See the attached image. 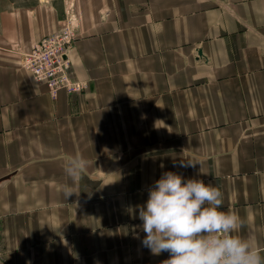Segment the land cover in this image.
<instances>
[{
  "label": "crops",
  "instance_id": "obj_1",
  "mask_svg": "<svg viewBox=\"0 0 264 264\" xmlns=\"http://www.w3.org/2000/svg\"><path fill=\"white\" fill-rule=\"evenodd\" d=\"M71 18L87 88L54 98L23 56ZM165 171L218 183L262 248L264 0H0V264H161L129 209Z\"/></svg>",
  "mask_w": 264,
  "mask_h": 264
},
{
  "label": "clouds",
  "instance_id": "obj_2",
  "mask_svg": "<svg viewBox=\"0 0 264 264\" xmlns=\"http://www.w3.org/2000/svg\"><path fill=\"white\" fill-rule=\"evenodd\" d=\"M87 166L82 155L66 164V174L73 181L79 179V188ZM73 186L64 185L66 197L75 193ZM222 204L218 183L165 171L149 187L146 202L129 210H138L142 221L138 227L146 234L142 245L154 255L168 252L161 264H264V248L257 245L254 235L238 234L243 219L235 210H223Z\"/></svg>",
  "mask_w": 264,
  "mask_h": 264
},
{
  "label": "built area",
  "instance_id": "obj_3",
  "mask_svg": "<svg viewBox=\"0 0 264 264\" xmlns=\"http://www.w3.org/2000/svg\"><path fill=\"white\" fill-rule=\"evenodd\" d=\"M77 28L73 18L69 19L60 32L45 37L23 56V67L37 83L46 85L54 98L60 91L75 94L87 88L86 84L73 80L70 75L68 50L78 39Z\"/></svg>",
  "mask_w": 264,
  "mask_h": 264
},
{
  "label": "water",
  "instance_id": "obj_4",
  "mask_svg": "<svg viewBox=\"0 0 264 264\" xmlns=\"http://www.w3.org/2000/svg\"><path fill=\"white\" fill-rule=\"evenodd\" d=\"M200 56L202 55V51L199 52Z\"/></svg>",
  "mask_w": 264,
  "mask_h": 264
}]
</instances>
